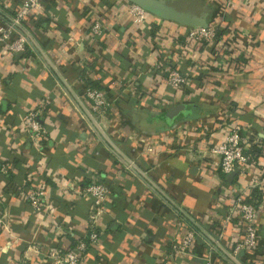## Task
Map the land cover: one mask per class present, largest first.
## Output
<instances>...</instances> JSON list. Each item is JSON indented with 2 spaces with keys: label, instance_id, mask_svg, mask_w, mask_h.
<instances>
[{
  "label": "crops",
  "instance_id": "obj_1",
  "mask_svg": "<svg viewBox=\"0 0 264 264\" xmlns=\"http://www.w3.org/2000/svg\"><path fill=\"white\" fill-rule=\"evenodd\" d=\"M205 6L210 27L224 28L231 53L243 60L216 67L215 45L204 43L188 57L189 26L175 21L138 23L130 0H48L24 23L64 80L90 107L83 89L97 81L110 100L96 115L104 132L227 251L241 235L238 218L225 224L240 193L258 204L257 243L235 257L264 264V3L262 0H179ZM22 0H0L14 17ZM104 34L89 42L94 13ZM9 24L0 15V28ZM25 52L0 53V264H51L52 248L68 250L94 225L100 233L81 264H230L204 238L176 255L172 241L195 228L167 205L105 145L54 70L29 44ZM189 74L176 93L164 67ZM177 104L187 110L173 120ZM38 111L44 138L22 129L23 115ZM239 120L261 153L246 172L224 174L212 148L226 122ZM8 166V171L2 165ZM110 187L105 211L97 213L85 187ZM45 187L49 211L35 212L20 195Z\"/></svg>",
  "mask_w": 264,
  "mask_h": 264
},
{
  "label": "built area",
  "instance_id": "obj_2",
  "mask_svg": "<svg viewBox=\"0 0 264 264\" xmlns=\"http://www.w3.org/2000/svg\"><path fill=\"white\" fill-rule=\"evenodd\" d=\"M264 3V0H262ZM48 0H22L21 4L16 9L13 17V23H9L0 28V53L4 55L25 52L28 49L29 43L26 37L20 33L14 24L24 25L27 16L34 8L44 7ZM129 12L133 16V20L138 23L152 24L154 21H169L160 18L152 12L140 7L131 2L128 4ZM176 24L181 25L177 22ZM104 34L103 22L101 15L95 11L93 22L90 27L89 42L94 43L101 39ZM225 40L216 41V28L189 26V32L186 37L184 53L187 57L192 51L202 46L204 43L215 45L218 53L215 65L220 69H225L232 63V53H225ZM97 43V42H96ZM217 55V56H216ZM168 64V63H167ZM166 80L173 92L180 91L188 85L191 77L187 73H183L177 69L171 68L169 65L164 67ZM83 96L90 102L89 111L95 117L103 115L107 112L110 100L106 97L101 89L86 86L83 89ZM38 111L30 110L23 115L22 129L36 138L37 141L44 138V128L39 123ZM96 118V117H95ZM224 136L221 142L215 145L211 150L219 157V167L224 174L232 172L242 173L248 171L254 164V156L249 152L251 145V136L246 133L242 122L239 120L226 122L224 125ZM2 169L8 171L6 164L2 165ZM264 187V182H263ZM93 199V206L97 213L105 211V202L110 192V187L104 181L94 180L85 187ZM22 195L32 206L35 212L49 211L51 205L46 199V190L43 185L32 184L28 189L20 190ZM259 215V206L250 201V198L244 193L237 195L228 207V212L225 217V224L238 218L242 231L237 243L233 248V255H237L240 251L254 247L257 243V218ZM90 230L87 235L80 239L72 248L61 250L52 248L48 253V258L52 259L51 264H81L83 257L89 246L97 245L100 241V233L94 228V225H89ZM198 232L195 228H190L180 239L172 241V252L176 255L189 253ZM217 241V239H216ZM214 248V247H213ZM206 264H211L209 261Z\"/></svg>",
  "mask_w": 264,
  "mask_h": 264
},
{
  "label": "water",
  "instance_id": "obj_3",
  "mask_svg": "<svg viewBox=\"0 0 264 264\" xmlns=\"http://www.w3.org/2000/svg\"><path fill=\"white\" fill-rule=\"evenodd\" d=\"M131 2L139 5L140 7L152 12L165 20L175 21L185 26H196L202 28H208V15L209 11L205 6H201L192 1H179V0H130ZM0 15L4 16L8 23H13V18L6 16L0 9ZM17 30L22 33L28 43L37 51L40 57L55 71L58 80L63 85L64 89L77 104L80 111L88 120L92 128L105 143L108 149L122 161L133 173H135L148 187H150L155 193H157L161 199L173 208L177 213L183 215L190 223L195 227L200 238L206 239L218 252H220L230 264H242L230 251H227L220 243L216 241L213 235L206 232L194 219H192L175 201L166 193L149 175L145 173L124 151L116 145L113 140L104 132L101 125L89 109L84 105L81 99L75 94L73 89L65 82L60 72L51 64L47 59L45 53L38 45L32 34L23 26L14 24ZM22 52L19 53V55ZM187 110L186 105L177 104L165 113V117L168 120H173L180 113H184ZM236 172H232L229 175L234 176ZM244 251L242 250L241 253Z\"/></svg>",
  "mask_w": 264,
  "mask_h": 264
},
{
  "label": "trees",
  "instance_id": "obj_4",
  "mask_svg": "<svg viewBox=\"0 0 264 264\" xmlns=\"http://www.w3.org/2000/svg\"><path fill=\"white\" fill-rule=\"evenodd\" d=\"M105 1H108V0H105ZM225 29L224 28H221V27H218V28H216V41H218V40H220V39H223V40H225L226 42H225V45H226V47L224 48V52L225 53H229V54H231V49H230V47H229V42H228V40L227 39H225L224 38V35H225ZM96 42H98L99 43V40H97ZM96 42H94V43H91V45L93 46V47H95V45L97 44ZM215 47V46H214ZM28 49H30V47L28 48ZM218 53V51H216L215 52V54H217ZM217 56V55H216ZM244 60L245 59V57L244 56H242V55H234V56H232V60L233 61H235V60ZM167 65H169L171 68H172V66H171V64L169 63V64H167ZM87 86H91V87H95V88H98V89H100V85H99V83L97 82V81H93V82H91L89 85H87ZM254 157H256V156H258L260 153H261V150H260V148L257 146V145H253L252 147H251V149H250V151H249ZM256 192V196H257V198L259 199V201H257V202H254L252 199H250V201H252L253 203H255L256 205H258L259 204V202H260V199L262 198V193L260 192V191H255ZM200 238V237H199ZM78 242V241H77Z\"/></svg>",
  "mask_w": 264,
  "mask_h": 264
}]
</instances>
